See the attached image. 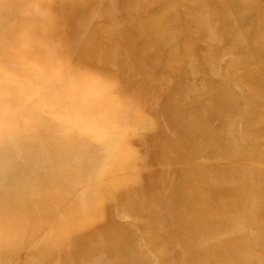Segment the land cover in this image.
Wrapping results in <instances>:
<instances>
[{
  "label": "rangeland",
  "instance_id": "rangeland-1",
  "mask_svg": "<svg viewBox=\"0 0 264 264\" xmlns=\"http://www.w3.org/2000/svg\"><path fill=\"white\" fill-rule=\"evenodd\" d=\"M0 264H264V0H0Z\"/></svg>",
  "mask_w": 264,
  "mask_h": 264
},
{
  "label": "bare ground",
  "instance_id": "bare-ground-1",
  "mask_svg": "<svg viewBox=\"0 0 264 264\" xmlns=\"http://www.w3.org/2000/svg\"><path fill=\"white\" fill-rule=\"evenodd\" d=\"M106 9H107V7H106ZM109 9V8H108ZM107 9V10H108ZM112 13V12H111ZM109 18V17H108ZM111 20V19H110ZM115 40V39H114ZM106 45V44H105ZM93 57V56H92ZM91 59V58H90ZM98 61V60H97ZM97 66V65H96ZM102 67H103V65H102ZM115 81H116V79H115ZM83 82V81H82ZM117 84V83H116ZM89 87V86H88ZM94 87V86H93ZM117 89L115 88V91H116ZM96 108V107H95ZM88 113V112H87ZM81 114V113H80ZM75 117V116H74Z\"/></svg>",
  "mask_w": 264,
  "mask_h": 264
}]
</instances>
